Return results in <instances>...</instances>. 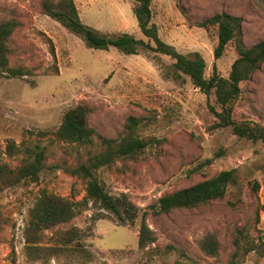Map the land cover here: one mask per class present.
I'll return each instance as SVG.
<instances>
[{
  "label": "rangeland",
  "instance_id": "obj_1",
  "mask_svg": "<svg viewBox=\"0 0 264 264\" xmlns=\"http://www.w3.org/2000/svg\"><path fill=\"white\" fill-rule=\"evenodd\" d=\"M40 1L0 0V22L18 23L9 65L31 73L0 76V163L17 168L36 147L43 149L35 180L0 191V264H228L239 230L256 245L240 264H264L263 144L239 138L229 127L212 129L213 110H219L214 95L201 93L187 76L177 75L168 56L147 48L136 55L114 47L89 48L80 35L43 14ZM73 2L86 26L148 42L133 15L134 0ZM151 10L159 38L178 52H198L206 77L213 67L227 77L236 54L229 45L215 59V30L199 27L202 20L221 12L238 17L246 46L264 35V0H154ZM78 104L89 106V124L105 138L116 137L127 116L143 118L137 133L149 143L139 159L117 160L110 170L96 172L109 194H126L141 212L161 195L233 169L224 197L195 208L148 214L146 223L156 240L143 250L137 247L139 215L130 225L122 214L90 203L69 221L35 234L28 210L38 193L80 200L84 182L69 169L101 150L97 138L92 145H76L53 135L63 113ZM233 117L264 124V62L242 85ZM9 143L17 149L12 155ZM68 230L71 240L63 244ZM207 233L219 241L215 256L199 249L198 241ZM166 245L173 249L163 252Z\"/></svg>",
  "mask_w": 264,
  "mask_h": 264
},
{
  "label": "trees",
  "instance_id": "obj_2",
  "mask_svg": "<svg viewBox=\"0 0 264 264\" xmlns=\"http://www.w3.org/2000/svg\"><path fill=\"white\" fill-rule=\"evenodd\" d=\"M153 1L134 0L132 7L138 29L148 40L147 43L128 33H102L86 26L78 17L73 0H41L40 8L43 14L80 35L89 48L108 50L114 47L126 55H136L139 48H147L154 53L168 56L173 60L172 67L177 75L187 76L192 86L201 93L214 95L219 110L212 109L215 117L211 125L212 129L229 127L237 137L252 142L259 141L264 146V124L237 120L233 117L235 102L241 95L242 85L250 80L264 62V35L256 43L246 46L241 39V21L238 17L221 12L202 20L198 24L199 27L212 28L216 33L217 44L214 48V58H219L229 45H232L236 54L227 77L220 76L215 67L211 75L206 77V64L198 52L188 54L178 52L172 45L159 38L157 27L151 21ZM17 26L18 23L14 19L0 22V76L2 77H24L31 74L30 70L22 66L9 65V56L14 52L11 36ZM50 53L54 58L52 47H50ZM90 112L86 104H78L67 109L62 115L59 126L53 132L57 140L70 144L92 145L95 138L99 140L101 150L97 154L69 169L70 174L84 182L85 193L80 200L74 201L47 191H40L28 210V224L35 234L69 221L90 203L98 209L116 215L122 214L130 225L139 215L137 247L143 250L156 240L154 232L146 223L148 214L157 216L178 208H195L224 197L227 185L233 180V169L222 170L195 184L161 195L147 204L141 212L126 194H109L96 172L100 169L110 170L117 160H138L143 148L149 142L139 137L137 133V128L143 120L142 117L127 116L122 131L114 138H105L98 135L90 126ZM36 148L37 150L32 151L31 159L17 168L0 163V191L4 186L21 181H33L38 177L43 166V149ZM7 149L10 155L17 150L12 143L7 145ZM69 233L68 230L63 235V244L70 242ZM244 238L242 231L239 230L233 239L234 251L228 264H240L246 254L256 249L253 241ZM198 246L204 254L215 256L218 253L219 241L213 233H207L200 238ZM171 249H173L171 246L166 245L163 252Z\"/></svg>",
  "mask_w": 264,
  "mask_h": 264
}]
</instances>
